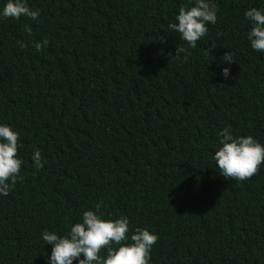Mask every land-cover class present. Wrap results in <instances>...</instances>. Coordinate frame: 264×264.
I'll list each match as a JSON object with an SVG mask.
<instances>
[{
  "label": "trees",
  "instance_id": "1",
  "mask_svg": "<svg viewBox=\"0 0 264 264\" xmlns=\"http://www.w3.org/2000/svg\"><path fill=\"white\" fill-rule=\"evenodd\" d=\"M211 2L194 49L168 25L195 0H28L37 20L0 18V125L24 162L0 195V264H48L42 233L66 235L97 203L129 219L128 243L158 235L150 264H264V164L240 182L214 160L229 126L264 145V52L244 15L264 0Z\"/></svg>",
  "mask_w": 264,
  "mask_h": 264
},
{
  "label": "clouds",
  "instance_id": "2",
  "mask_svg": "<svg viewBox=\"0 0 264 264\" xmlns=\"http://www.w3.org/2000/svg\"><path fill=\"white\" fill-rule=\"evenodd\" d=\"M218 8L211 0H195L194 6H181L176 16V22L168 25L169 30L178 32L191 48H196L197 42L208 34L207 24L217 23ZM252 27L248 33V40L255 51L264 52V10L251 8L244 13ZM25 17L37 20L40 10L29 6L28 0H7L0 18L20 20ZM29 36L31 27L25 26ZM160 43H166L161 36ZM49 41L44 39L36 42L37 51H42ZM25 47L26 44H21ZM217 45L213 44L212 48ZM188 54L187 48L177 47L176 56ZM223 61L234 62L230 52L223 56ZM222 75L227 78L230 68H223ZM20 133L8 125H0V195L7 196L18 181L24 178L20 175L22 159L18 158V143ZM218 143L221 147L214 154V160L219 168V174L225 179L245 181L257 175L260 166L264 164V145L252 135L234 137L230 126L219 133ZM36 171L44 167L40 149H36L31 157ZM102 204L97 203L95 210H87L82 214L81 222L70 227V231L60 236L55 232L45 230L42 239L46 245H53L48 264H150L151 251L158 242L157 234L148 229L136 228L130 237V224L127 217L116 220H105L101 213ZM103 253V255H102ZM83 257V258H81Z\"/></svg>",
  "mask_w": 264,
  "mask_h": 264
}]
</instances>
